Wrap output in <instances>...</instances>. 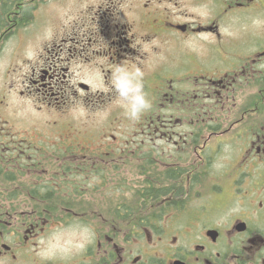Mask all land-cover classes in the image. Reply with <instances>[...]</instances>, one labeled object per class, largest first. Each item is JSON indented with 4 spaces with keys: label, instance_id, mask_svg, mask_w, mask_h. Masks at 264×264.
Returning <instances> with one entry per match:
<instances>
[{
    "label": "flooded vegetation",
    "instance_id": "flooded-vegetation-1",
    "mask_svg": "<svg viewBox=\"0 0 264 264\" xmlns=\"http://www.w3.org/2000/svg\"><path fill=\"white\" fill-rule=\"evenodd\" d=\"M40 1L0 0V54L15 31L34 30ZM185 2L200 15L183 14ZM254 18L264 20V0H93L49 29L19 60V93L38 112L90 113L102 101L119 131L45 135L9 124L0 98V264H264V26ZM117 64L145 71L152 106L135 123L109 90ZM60 155L99 170L128 162L141 176H42ZM85 227L94 235L82 251H55Z\"/></svg>",
    "mask_w": 264,
    "mask_h": 264
},
{
    "label": "rangeland",
    "instance_id": "rangeland-1",
    "mask_svg": "<svg viewBox=\"0 0 264 264\" xmlns=\"http://www.w3.org/2000/svg\"><path fill=\"white\" fill-rule=\"evenodd\" d=\"M92 1L93 0H56L54 2V4L57 2L56 6H53L52 1L49 3L47 2V4L43 6L42 3L44 1L41 0L40 4L36 7L34 18L32 19V24H35L34 30L30 32V30H26L25 28V30L21 34L16 33L17 31H15V33L10 35L9 41H7L3 52L0 54V98L3 97L4 101L2 116L8 121L9 124L19 126L37 125L38 131L44 133L45 135L52 134L55 131L63 130L69 125L71 126L72 130L97 131L99 129L106 128L104 131H111L112 133L119 131V127L112 130L111 126L106 125L108 119L114 117H107V115H109L108 110L111 107L110 105L105 104L102 101L99 106L100 108H97L96 111L90 113H88L82 106H80V104L73 106L64 112H38L37 110H35L33 102L25 100L23 98L24 96H22L18 91L19 85L17 76L18 74H20L21 68L19 66V63L21 62H19V60H21V57L26 55L30 56L31 51H33L35 47L44 44V42L51 37L49 29L52 30L58 24L64 22L66 14H69L71 12L76 13L78 10L91 3ZM179 9L182 10L183 14L188 13L200 15L199 11L190 6V4L187 2H185L184 4L181 3L179 5ZM174 10H177L175 6ZM52 13L54 14L52 15ZM12 38H15L16 40H11ZM153 43H155V40L149 41L148 46H151ZM186 44L188 45L187 49H191L190 51H195L197 49V42L194 40L193 36L186 40L185 45ZM147 55L154 56L149 53ZM137 57L138 56L135 57L134 62H136ZM148 61L149 59L139 58L137 62L142 65H148ZM91 85L95 88L98 87V84H95V82L91 83ZM34 104L37 105V101ZM117 115H120V113H118ZM121 115L125 116L124 111L121 112ZM119 123H122V125H124L125 123V125H127L128 121L125 120L124 117H119ZM224 148L225 147L222 146L219 149L217 156L215 157V159L218 158L217 161H219L220 163H223L228 155V151L226 152ZM42 167L48 169V164L42 163ZM61 167H72L73 169L75 168V166L70 162L68 158L63 160ZM78 167L83 168L86 166L79 165ZM125 168H127V173L123 172V174L125 176H131L130 174L132 172V165L128 163L125 165ZM220 168L221 167L219 165L218 169ZM216 172H221V170H217ZM60 174L61 172L59 173V175ZM67 176L84 175H73L72 172ZM73 231L74 234H71V236H77L75 232L76 230Z\"/></svg>",
    "mask_w": 264,
    "mask_h": 264
},
{
    "label": "clouds",
    "instance_id": "clouds-1",
    "mask_svg": "<svg viewBox=\"0 0 264 264\" xmlns=\"http://www.w3.org/2000/svg\"><path fill=\"white\" fill-rule=\"evenodd\" d=\"M255 27L264 26V20L254 18L252 21ZM231 31L226 29L225 35H231ZM145 71L139 66H128L117 64L111 69L109 78V90L116 95L118 105L123 109L127 120L135 123L151 108V101L144 89ZM87 236L79 242H62L55 251L67 253L71 251H82L91 242L94 233L92 229L85 227ZM55 243V234L49 237Z\"/></svg>",
    "mask_w": 264,
    "mask_h": 264
},
{
    "label": "trees",
    "instance_id": "trees-1",
    "mask_svg": "<svg viewBox=\"0 0 264 264\" xmlns=\"http://www.w3.org/2000/svg\"><path fill=\"white\" fill-rule=\"evenodd\" d=\"M26 13H28V12L26 11ZM26 16H27V14H26ZM28 18H29V16H28ZM143 167H145V166H143ZM144 172H146V169H144L143 173H144ZM82 174H83V173H82ZM83 175H84V174H83Z\"/></svg>",
    "mask_w": 264,
    "mask_h": 264
}]
</instances>
